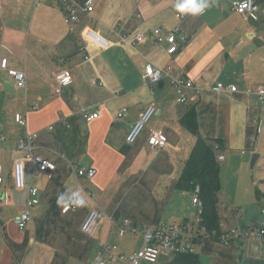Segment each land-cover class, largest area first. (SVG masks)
Here are the masks:
<instances>
[{
    "label": "crops",
    "instance_id": "crops-1",
    "mask_svg": "<svg viewBox=\"0 0 264 264\" xmlns=\"http://www.w3.org/2000/svg\"><path fill=\"white\" fill-rule=\"evenodd\" d=\"M231 1L212 0L203 14L192 15L177 11L178 0H92L89 13L81 10L89 0H69L79 20L67 23L58 3L0 0V61L7 59V70L26 76L25 88L18 89L0 70V137L5 138L0 140V264H91L103 244L116 248L113 256L128 257L144 247L143 228L190 222L193 194L177 189L195 143L179 124L189 107L200 135L222 141L220 180L241 184L242 197L234 193L228 202L240 222L234 227L220 222V231L261 226L264 176L251 175L249 165L253 155L254 165L264 157L258 138L264 133V101L257 94L264 89V0H253L259 6L255 19L236 14ZM156 29L177 30L185 43L168 55L167 44L154 42ZM139 34L144 41L131 45ZM147 65L166 69L160 84L143 82ZM62 71L71 84L56 95L55 75ZM185 80L199 95L179 84ZM219 83L236 91L219 90ZM149 106L156 109L154 116L127 146V133ZM96 108L100 117L87 122L83 112ZM122 109L127 113L117 119ZM15 114L24 117V127L15 123ZM153 131L166 137L165 148L148 146ZM24 134L34 135L31 155L51 163L52 172L40 173L17 149ZM75 161L96 170L95 177L78 179L70 166ZM15 162L22 164V190L13 185ZM30 186L38 190L39 201L19 230L14 220ZM72 191L83 205L63 212ZM92 209L102 218L90 237L81 225ZM125 222L124 241L118 228ZM202 236L193 244L199 264H264V236L252 233L228 244ZM105 257L106 264H124ZM167 261L162 256L158 263Z\"/></svg>",
    "mask_w": 264,
    "mask_h": 264
},
{
    "label": "built area",
    "instance_id": "built-area-1",
    "mask_svg": "<svg viewBox=\"0 0 264 264\" xmlns=\"http://www.w3.org/2000/svg\"><path fill=\"white\" fill-rule=\"evenodd\" d=\"M212 1V0H210ZM42 3L55 4L58 3L62 6L63 12L65 13V21L67 23H76L79 20L78 12L69 0H36V5ZM231 9L238 15L243 17L256 18L259 12V6L253 0H233L231 1ZM83 12L92 11V0H89L85 8H81ZM180 19H183L182 15H178ZM152 37L155 44H167L168 48L166 53L168 55H174L178 52V44L185 43L184 37H177V30L170 32H163L161 29H156L152 32ZM144 41V35L139 34L134 37L131 45L137 43H142ZM0 70L6 72L15 82V85L18 89H24L26 86V76L23 71L7 70V59H2L0 61ZM167 76L166 69H161L157 67H152L150 65L145 66L142 79L143 82L148 86H156L162 82V80ZM55 81L57 87L54 90V93L58 95L63 88L68 87L71 84V77L68 72L62 71L55 75ZM181 86L192 89L196 95H199L200 91L196 89L191 81L185 80L179 83ZM219 90H227L229 92H235L236 89L234 86H223L219 83L216 86ZM261 101H264V89H259L257 92ZM184 99H179L177 102L182 103ZM156 109L153 106H149L142 110L136 122L131 126L129 132L125 137V144L127 146L132 145L140 137L141 133L145 129L148 122L154 116ZM127 113L126 109H122L117 115V119H122ZM101 111L100 108H96L93 111H84L83 118L87 122H91L100 117ZM15 123L24 127L26 120L21 114H15L14 116ZM34 135L24 134L16 141V147L20 151L26 153L25 158L30 160L37 171L40 173H50L54 170V166L43 160L40 157H34L31 155V143ZM0 140H5L3 136L0 137ZM166 137L158 132L153 131L148 138L147 144L153 150L163 149L166 146ZM218 161L222 160L221 156L217 157ZM71 170L73 174L82 180H91L96 175V170L92 168H85L79 162H71ZM4 169L0 162V193L2 191V186L4 183ZM13 185L17 190H22L24 188L23 181V168L21 162H15L13 166ZM25 198L22 204V210L20 214L15 218L14 223L17 225L19 230H24L27 223L31 219L30 210L38 204V190L35 187H27L25 190ZM199 190L196 188L192 196V205L196 210V217L190 221L179 225H158L154 228L142 229V237L144 241V247L137 252H134L128 257L125 256H113L111 254L112 250L116 248L114 246H108L103 244L99 248L91 264H106L107 260L105 259L106 255L109 256L108 261L119 260L124 262V264H141V262H146L148 264H157L162 256H174L177 254L183 253H194L193 244L197 241L204 232L205 235L216 238L215 240L222 244H228L231 241H239L245 239L252 233H257L259 236H264V221L260 227H240L237 226L235 229H223L217 235L215 232L208 233L206 229L201 226V212L203 209V204L198 197ZM7 198H2V202L6 205ZM83 205L82 199H80L75 191H72L70 194L69 202L63 209V212L69 210H74L80 208ZM102 218V214L96 209H92L86 216L84 222L81 225V232L87 236H94L98 231V222ZM129 226L127 222L120 225L118 228V236L123 237L126 234V228Z\"/></svg>",
    "mask_w": 264,
    "mask_h": 264
},
{
    "label": "trees",
    "instance_id": "trees-1",
    "mask_svg": "<svg viewBox=\"0 0 264 264\" xmlns=\"http://www.w3.org/2000/svg\"><path fill=\"white\" fill-rule=\"evenodd\" d=\"M181 127L195 138V143L177 181V189L193 194L197 188L198 197L203 204L201 226L208 233H220L216 201L220 193L219 163L217 160L223 144L220 140L202 137L193 107H189L179 118ZM264 199V194L260 196ZM211 238V237H210ZM216 241V238H211ZM167 264H199L195 253H183L172 256Z\"/></svg>",
    "mask_w": 264,
    "mask_h": 264
},
{
    "label": "rangeland",
    "instance_id": "rangeland-1",
    "mask_svg": "<svg viewBox=\"0 0 264 264\" xmlns=\"http://www.w3.org/2000/svg\"><path fill=\"white\" fill-rule=\"evenodd\" d=\"M260 24L264 28V21ZM258 138H260V139L262 138V140H260V148L264 149V133L262 132L261 137L258 136ZM249 169H250V165H249ZM250 174L255 175L256 177H263L264 176V157L261 160L259 165H254L253 169L250 170ZM260 184H262V182ZM252 189L254 192V187ZM234 193L239 194V199L242 197L241 196V184L238 185L236 180H220V193H219V195L217 197V201H216V212H217L218 222H219L220 227H222V225H223V224L221 225L220 222L225 223L229 227H234L235 223L240 222V216L237 215L236 209L234 212V210L232 208L230 209L228 206L229 199L232 197V195ZM244 216H248V215H244ZM195 217H196V210L193 207V216L190 220L192 221ZM242 219H244V218H242ZM244 221H247V220L244 219ZM202 235H203L202 237L210 238L209 236L205 235L204 232L202 233ZM127 238L128 237L126 236L125 238H123V240L125 241V240H127ZM132 247H133V245L128 243L127 248L129 250H131V249H133ZM193 250H194L195 254L199 255V252L197 253L196 247H194ZM167 258L169 261L172 258V256L169 255V256H167ZM141 264H148V263L141 262ZM157 264H163V263H157Z\"/></svg>",
    "mask_w": 264,
    "mask_h": 264
},
{
    "label": "clouds",
    "instance_id": "clouds-1",
    "mask_svg": "<svg viewBox=\"0 0 264 264\" xmlns=\"http://www.w3.org/2000/svg\"><path fill=\"white\" fill-rule=\"evenodd\" d=\"M210 6V0H178L175 5L178 12L192 15H201Z\"/></svg>",
    "mask_w": 264,
    "mask_h": 264
},
{
    "label": "water",
    "instance_id": "water-1",
    "mask_svg": "<svg viewBox=\"0 0 264 264\" xmlns=\"http://www.w3.org/2000/svg\"><path fill=\"white\" fill-rule=\"evenodd\" d=\"M256 159H257V155H253L251 158V161H250V169H252L254 167Z\"/></svg>",
    "mask_w": 264,
    "mask_h": 264
}]
</instances>
